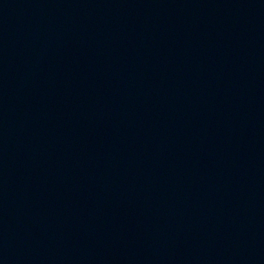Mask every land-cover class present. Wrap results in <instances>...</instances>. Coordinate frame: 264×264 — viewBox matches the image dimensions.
Here are the masks:
<instances>
[{"label": "water", "instance_id": "95a60500", "mask_svg": "<svg viewBox=\"0 0 264 264\" xmlns=\"http://www.w3.org/2000/svg\"><path fill=\"white\" fill-rule=\"evenodd\" d=\"M0 264H264V0H0Z\"/></svg>", "mask_w": 264, "mask_h": 264}]
</instances>
